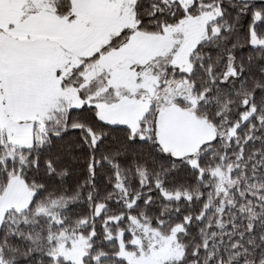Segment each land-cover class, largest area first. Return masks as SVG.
Returning a JSON list of instances; mask_svg holds the SVG:
<instances>
[{"label":"snow or ice","instance_id":"snow-or-ice-1","mask_svg":"<svg viewBox=\"0 0 264 264\" xmlns=\"http://www.w3.org/2000/svg\"><path fill=\"white\" fill-rule=\"evenodd\" d=\"M0 264H264V0H0Z\"/></svg>","mask_w":264,"mask_h":264}]
</instances>
